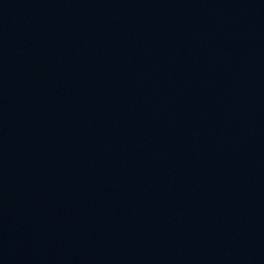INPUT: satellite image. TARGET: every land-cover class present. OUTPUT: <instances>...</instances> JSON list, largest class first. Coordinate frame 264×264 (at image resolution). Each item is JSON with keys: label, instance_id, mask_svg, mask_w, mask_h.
<instances>
[{"label": "water", "instance_id": "water-1", "mask_svg": "<svg viewBox=\"0 0 264 264\" xmlns=\"http://www.w3.org/2000/svg\"><path fill=\"white\" fill-rule=\"evenodd\" d=\"M0 264H264V0H0Z\"/></svg>", "mask_w": 264, "mask_h": 264}]
</instances>
